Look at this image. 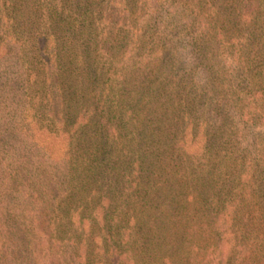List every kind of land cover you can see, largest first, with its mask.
I'll use <instances>...</instances> for the list:
<instances>
[{
	"label": "trees",
	"instance_id": "16d2710c",
	"mask_svg": "<svg viewBox=\"0 0 264 264\" xmlns=\"http://www.w3.org/2000/svg\"><path fill=\"white\" fill-rule=\"evenodd\" d=\"M74 1L76 19L71 22L72 25L65 17H59L61 13L58 11L51 10L50 13L51 17L71 29V33L76 31V24L85 19L88 11L91 16L97 13L93 7V11L88 9L90 0ZM91 1L101 9L98 20L102 17L104 21L105 18L111 21L107 17L108 10L116 1L105 0L106 4L104 0ZM218 1L213 15L211 9L198 5L199 0L186 3L181 8H173V4L162 0L155 2V7H146L145 20L140 21L133 40H150L158 32L155 28L157 23L176 36L187 28H193L196 21L205 31L212 26L214 41L209 40L207 33L204 40L217 49L210 57L216 60L214 72L218 79V96L232 101L233 118L237 117L242 127L238 131L234 127L224 128L232 122L224 120L219 126L211 128L201 118L204 119L201 124L204 129L198 128L200 131L197 133L195 129L190 130L194 123L187 122V117L201 91L196 87L193 98L186 101L184 93L188 84L184 80L189 77L179 74L173 53L169 51L165 57L170 58L166 71H159L158 67L150 71L151 78L162 81L163 88L168 85L177 91L180 99L176 103L178 107L173 98L166 112L168 115L172 113L177 121L186 120L184 131L190 133L189 140L193 145L195 141H200L198 151L202 154L195 157V153L186 149V140L180 139L175 143L178 150L174 155L176 157L167 158L162 170L142 167L139 158L132 157L129 159L128 174L124 171L125 181L123 175H115L113 180L110 159L123 154L124 150L121 145L117 147L112 143L120 140L119 127L129 121L118 119L111 122L108 117L110 106L106 104L105 96L99 94L102 72L96 64L101 62L98 56L101 53L106 57L112 55L110 51L105 54L103 45L98 47L92 35L89 34L86 40L76 37L74 52L81 58L85 56L89 68L87 84L91 91L86 87L85 97L80 94L79 87H73L70 93H66L69 118L62 116L58 122L65 125L71 120L65 133L70 146H75L84 135L92 138L88 143L92 151L87 156L91 158L93 168L84 171L90 181L79 185L81 182L69 173L63 179L66 186L63 190L58 183H52L48 172L39 174L36 184L32 182L34 177L30 170H20L18 178L13 179L17 173L0 169V194L7 191L11 195L10 202L0 201V264H264V134L248 132L251 126H264V0ZM140 3L141 0H123L122 5L118 4L115 8V16L125 20L123 26L128 29H133L138 20L134 10ZM227 3L231 4L230 12L226 11L229 6L222 5ZM169 29L175 31L169 32ZM46 31L49 29L46 28ZM141 33L144 35L141 36ZM42 40V52H49V48H52L51 52L56 51V41L50 43L46 35H42ZM93 52L96 56L92 55ZM55 58L57 56L52 63L42 67L46 83L55 82V74L48 71L50 67L57 68ZM200 60L203 61L198 66L210 59L200 56ZM210 64L207 63L206 68H211ZM169 77L172 78L169 80ZM175 78H179L176 86ZM192 86L195 87V84ZM183 100L191 106H185ZM81 103L84 106L71 109L74 104ZM214 104L211 101V105ZM225 129L230 134L227 135ZM127 151L125 149V156ZM29 155L38 157L37 153ZM176 158L178 162H175ZM121 164L119 160L118 166ZM181 164H184L183 168ZM64 169L65 166L61 167L60 174L65 173ZM177 169L183 185L192 195L195 193L199 203L196 208L198 216L191 219L186 227L179 226V219L180 224L182 220L185 222L183 207L174 210L169 199L176 184L173 178ZM152 176L162 178V188H156L159 182L150 180ZM7 178L13 180L9 187L4 183ZM122 193L129 194V198L122 200ZM27 194L29 198H26ZM81 197L86 199L91 212L84 217L80 214L83 210ZM117 200L125 204L117 207L114 205ZM67 205L74 212L82 208L79 213L73 214L67 229L61 231L65 236H59L57 232L60 231L51 226L46 216L56 215ZM125 207H129L128 212ZM179 227H182L180 231ZM14 229L17 233L13 232ZM88 239L92 240L88 242ZM14 251L18 252L17 257L13 256Z\"/></svg>",
	"mask_w": 264,
	"mask_h": 264
},
{
	"label": "rangeland",
	"instance_id": "374dc122",
	"mask_svg": "<svg viewBox=\"0 0 264 264\" xmlns=\"http://www.w3.org/2000/svg\"><path fill=\"white\" fill-rule=\"evenodd\" d=\"M106 1L103 2L106 4ZM115 1L116 3L108 10L107 15L115 23L114 25L106 18L105 21L102 17L100 21L98 20L101 16V9L99 10V7L90 0L88 9L92 10L93 7L97 13L91 16L88 11L85 19H80L76 24V31L71 33V29L58 22L54 16L51 17L50 13L51 10H56L61 13L59 17H65L71 23L76 19L73 8L74 0H0V169L9 173L11 171H14V174L17 173V175H13L16 176L13 179L18 178L20 170L27 169L33 173V183L37 184L40 175L48 172L52 183H58L60 189L63 190L66 187L63 183L66 174L72 173L74 178L81 182L79 185L86 180L90 181L84 171L93 168L90 163L91 158L87 156V153L92 151V148L88 146L92 138L84 135L76 141L75 146H70L68 139L65 138V133L70 128L71 120L65 122V125L58 122V118L62 116L69 118L67 116L69 105L66 104L68 103V99L65 97L66 93H70L73 87H79L80 94L85 97L87 95L86 87L91 91L87 84L89 68L86 65L85 56L81 58L74 52L76 49L75 38L78 36L86 40L90 34L95 38V44L98 47L103 45L105 54L110 51V55H112L110 57L102 56V53L98 54V57H101V62L96 64L100 66L99 70L102 72L99 94L105 96L106 104L110 106L108 117L111 118V122H117L118 119L129 121L128 124L119 127L120 140L112 143L117 147L121 145L124 150H122L123 154H117L110 159L113 169L110 171V175L114 177L113 180L115 175H123L125 181L124 171L128 174L129 159L132 157H138L142 167L150 166L153 169L162 170L166 165L167 158L174 159L176 157L174 155L178 153V150L175 143H178L180 139L186 140V149L195 153V157L202 154L200 150L198 151L201 145L200 141H195L193 145L189 140L190 133H187V130L184 131L187 126L186 120L182 118L177 121L172 113L168 115L166 112L171 99H175V106L179 102L177 91L168 85L163 88L162 81H153L151 78V72L154 69H159L158 67H160L159 71H166V64L168 65L170 58L165 59V57L169 51L173 53L172 57L176 60L175 68L179 74L182 77L183 75L189 77V80H184L188 84V90L184 93L186 101L193 98L196 87L199 88V92L201 91L193 111L187 117V122L194 123L190 130L195 129V133H197L200 131L198 128L204 129L201 125L204 119L208 122L207 125H211V128L219 126L224 120L225 122L232 121L224 128L234 127L238 131L242 127V122L237 120V117L235 120L233 118L232 101L222 98L221 95L218 96L216 88L218 79L214 72L216 60L210 57L217 49L210 42L204 40V34L207 33L209 40L214 41L215 34L212 26H209L210 29L207 28L206 32L203 26L196 21L193 28H187L182 34L176 36L165 31V28H160L161 24L157 23L159 27L155 26V28L158 29V32L150 40L146 39L145 42L133 40L134 32L139 28L140 21L145 20L143 15L146 7L152 6L153 8L155 2L161 0H141L142 3L138 4L134 10V16L137 15L138 20L135 21L133 29L123 26L125 20L115 16V8L118 4L121 6L123 0ZM162 1L173 4V8L176 6L181 8L182 5L185 6L186 3L189 4L196 0ZM232 1L239 2L240 0ZM199 2L198 5L211 9L213 15L219 1L199 0ZM222 5L229 6L227 12L232 10L231 4ZM46 28L49 29L48 32ZM169 30V32L175 31ZM42 35H46L50 43L56 41V51L51 52L52 48H49V52L46 53L41 51ZM143 35L141 33V36ZM157 35L158 38H156ZM135 36L137 38V35ZM154 39L157 40L154 41ZM49 53L51 54L49 55ZM92 55L96 56V53L93 52ZM56 56L57 68L50 67L48 69L49 73L55 74V82L46 83L43 78L45 71L42 67L52 63ZM200 56H206L210 60H206L205 63L198 66V63L203 61L200 60ZM207 63H211V68L208 66L206 68ZM170 78L172 77H169V80ZM178 80L179 78L174 79V86L178 84ZM193 84L195 87L192 86ZM156 85L161 88L157 89ZM83 101L81 100V102ZM211 101L216 103L215 106L211 105ZM185 102L183 100L185 106H191ZM82 104H74L71 109L84 106ZM57 106L60 109H57ZM89 108L91 109L90 105ZM235 111L238 112L236 109ZM136 119H138V123H136ZM226 132L227 135L230 134L225 129ZM248 132L263 136L264 126H251ZM73 138L75 137L73 136ZM214 143L216 144L215 140ZM125 149H128L126 156L124 155ZM51 151L54 153L51 154ZM35 153L38 154V157L29 155ZM119 160L122 161V164L118 166ZM175 162H178L177 158ZM64 166L65 173L61 172L60 174V169ZM181 166L183 168L184 164ZM178 171L179 169L174 174L173 179L176 184L171 189L169 199L174 210L178 211L183 207L185 222L182 220L180 224L181 219H179V226L186 227L190 224L191 219L198 216L196 208L198 209L199 203L198 199L196 200L194 197L195 193L192 195V192L183 185ZM150 180L159 182L156 188H162V178L152 176ZM4 183L6 187H9L13 180L7 178ZM129 196V194L122 193L121 199H128ZM10 197L11 195L5 191L0 194V201L10 202ZM26 198H29L28 194ZM80 201L83 203V210L80 214L82 217L87 213L89 215L91 212H89L86 199L81 197ZM124 204L117 200L114 205L119 207ZM81 208L74 212L70 211L71 207L67 205L59 210L57 216L55 214L46 216V220L60 231V233L57 232L59 236H65V234H61V231L67 229L68 221L74 218ZM126 208L128 212L129 207H125V210ZM119 214L121 215V213ZM45 223L44 225H46ZM182 227H179V231ZM13 232L17 233V230L14 229ZM91 240L88 239V242ZM17 255L18 252L14 251L13 256L17 257ZM20 259L24 260L22 257Z\"/></svg>",
	"mask_w": 264,
	"mask_h": 264
}]
</instances>
